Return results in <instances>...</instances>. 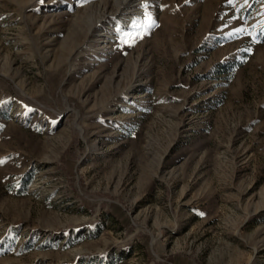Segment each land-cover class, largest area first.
<instances>
[{
  "label": "rangeland",
  "instance_id": "1",
  "mask_svg": "<svg viewBox=\"0 0 264 264\" xmlns=\"http://www.w3.org/2000/svg\"><path fill=\"white\" fill-rule=\"evenodd\" d=\"M126 1L0 0V264H264V0Z\"/></svg>",
  "mask_w": 264,
  "mask_h": 264
},
{
  "label": "bare ground",
  "instance_id": "2",
  "mask_svg": "<svg viewBox=\"0 0 264 264\" xmlns=\"http://www.w3.org/2000/svg\"><path fill=\"white\" fill-rule=\"evenodd\" d=\"M133 4H134L133 0H127V1H126V5H127L128 7H132Z\"/></svg>",
  "mask_w": 264,
  "mask_h": 264
},
{
  "label": "snow or ice",
  "instance_id": "3",
  "mask_svg": "<svg viewBox=\"0 0 264 264\" xmlns=\"http://www.w3.org/2000/svg\"><path fill=\"white\" fill-rule=\"evenodd\" d=\"M238 32L243 31L242 29H237Z\"/></svg>",
  "mask_w": 264,
  "mask_h": 264
}]
</instances>
